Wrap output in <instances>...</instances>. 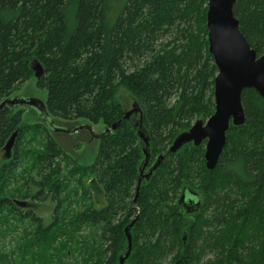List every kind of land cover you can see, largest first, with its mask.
Segmentation results:
<instances>
[{"label": "trees", "instance_id": "trees-1", "mask_svg": "<svg viewBox=\"0 0 264 264\" xmlns=\"http://www.w3.org/2000/svg\"><path fill=\"white\" fill-rule=\"evenodd\" d=\"M207 11V0H0V104L35 78L37 60L50 116L118 125L83 166L45 126L23 125L25 109L1 110L0 153L17 135L0 167V215L19 212L14 199L57 204L48 225L31 209L20 215L34 231L0 264H118L137 217L127 264H264L262 97L242 93L246 123L230 125L216 170L206 168V142L169 151L195 119L215 113ZM233 11L262 56L264 0H238ZM120 88L141 110L136 122L116 100ZM142 166L152 168L142 174ZM22 180L35 185L33 196L19 190ZM183 191L200 196L195 214L178 205ZM74 205L82 209L69 211Z\"/></svg>", "mask_w": 264, "mask_h": 264}, {"label": "water", "instance_id": "water-1", "mask_svg": "<svg viewBox=\"0 0 264 264\" xmlns=\"http://www.w3.org/2000/svg\"><path fill=\"white\" fill-rule=\"evenodd\" d=\"M207 1L209 52L218 70L214 85L215 113L206 122L197 121L189 131L181 133L169 151L176 153L189 143L198 147L206 142V168L209 171H214L218 167L226 147V134L230 129V125L240 127L246 123L242 93L247 89H254L264 100V54L258 56L240 30L239 20L233 11L238 0ZM32 69L37 80H40L45 74L43 66L37 60L33 62ZM7 106L14 108L30 107L44 113L45 120L50 118L46 105L36 99L18 100L8 98L0 104V112ZM135 106L137 105L135 104ZM139 112L141 114L139 108L133 109L126 113L125 119L128 120L133 114ZM117 126L107 128L100 139L115 130ZM58 130L70 134V130L63 128ZM76 131L75 129L72 133ZM13 144L14 137L8 141L6 149L10 151ZM190 193L194 194L193 192ZM185 199L186 194L184 191L180 202H184ZM200 205V202H198L192 210L186 208V213L197 211ZM135 221L126 228L128 248L121 255L118 264H127V260L131 256L133 240L129 231Z\"/></svg>", "mask_w": 264, "mask_h": 264}, {"label": "rangeland", "instance_id": "rangeland-1", "mask_svg": "<svg viewBox=\"0 0 264 264\" xmlns=\"http://www.w3.org/2000/svg\"><path fill=\"white\" fill-rule=\"evenodd\" d=\"M12 98L18 100L36 99L46 104L48 100V90L39 88L37 86V79L31 78V80L23 84L20 89L12 95ZM176 99V97H172L171 104H173ZM116 100L122 104V107L126 112L137 108V106H135V99L126 88H120L117 91ZM41 113L42 112H39L38 110L26 107L25 112L22 115L23 125H30L32 127L39 124L42 126L46 125L49 128L51 135L56 138V140L65 149L67 154L72 157V159L77 160L78 163L83 166H89L94 163L98 150L100 148V137L105 133L107 129L102 123L93 124L86 119L66 122L52 116H50L49 119L45 120L44 113ZM139 115L141 114L136 113L133 114L130 118L133 117L134 120L137 121L139 119ZM195 123L196 119L193 121V125ZM61 128L70 130V134H64L63 131H59L58 129ZM75 129L77 131L75 133H72ZM16 135L17 132H15L13 136V148H15L16 146ZM6 145L3 149L4 151L0 153V167L3 163H8L14 156L13 148L8 151V149H6ZM150 166H146V169L144 168V166H142V169L144 168L143 174H147L151 170L152 167ZM32 176H34L37 180L39 179V177L35 173ZM24 183V180L19 181V190H27L29 195L33 196L36 192L35 185L31 180L28 182V185L25 184L24 186ZM71 189H74V187H72ZM69 198H71L72 201L78 200L76 197H74V195L70 196ZM42 199V201L33 198L14 199L23 202L22 205L18 206L19 212L14 215L11 214L7 209H3V212L0 215V254H8L10 257H12V250L20 239V235H23V232L25 230L34 231V225L31 223V221L27 218L23 219L20 217V215L28 209L33 210L36 216L41 217L44 225H48L53 220V214L57 203L52 200V196H48V199H45V197H43ZM81 209L82 206L80 205H74L68 208L69 211H80ZM21 244L22 241L20 242V245ZM13 261V264H17L19 262V258L15 257L13 258Z\"/></svg>", "mask_w": 264, "mask_h": 264}, {"label": "flooded vegetation", "instance_id": "flooded-vegetation-1", "mask_svg": "<svg viewBox=\"0 0 264 264\" xmlns=\"http://www.w3.org/2000/svg\"><path fill=\"white\" fill-rule=\"evenodd\" d=\"M131 119H133V121L136 122L133 117L129 118L128 120H131ZM185 194H186L185 201L184 202H180V201L178 202V205H181V207L185 211H186V208L192 210L194 208L195 204L198 203V202H200V204H201V198H200V196L197 193L191 194V193L185 192ZM200 207H201V205H200ZM200 207H199V209H200ZM198 210L194 211L192 213H189V214H191V215L195 214L196 212H198Z\"/></svg>", "mask_w": 264, "mask_h": 264}, {"label": "crops", "instance_id": "crops-1", "mask_svg": "<svg viewBox=\"0 0 264 264\" xmlns=\"http://www.w3.org/2000/svg\"><path fill=\"white\" fill-rule=\"evenodd\" d=\"M34 76H35V73H34ZM36 78V77H35ZM37 79V78H36ZM39 81V80H38ZM12 98V97H11ZM47 104V103H46ZM45 104V105H46ZM20 108H23V109H26V107L24 108V107H20ZM28 108H30V107H28ZM46 108H47V105H46ZM33 109V108H32ZM47 112H48V110H47ZM126 112V111H125ZM127 113V112H126ZM50 115V114H49ZM45 127L47 128V130H49V128L45 125ZM50 131V130H49ZM50 134H51V132H50ZM65 134V133H64ZM55 138V137H54ZM56 139V138H55Z\"/></svg>", "mask_w": 264, "mask_h": 264}, {"label": "bare ground", "instance_id": "bare-ground-1", "mask_svg": "<svg viewBox=\"0 0 264 264\" xmlns=\"http://www.w3.org/2000/svg\"><path fill=\"white\" fill-rule=\"evenodd\" d=\"M135 220L138 221V220H139V217H137ZM135 220H134V221H135ZM137 221H135V223H136ZM135 223H134V224H135ZM134 224H133V225H134ZM131 228H132V227H131ZM130 230H131V229H130ZM129 233H130V231H129ZM126 234H127V237H128V233H126ZM131 236H132V235H131Z\"/></svg>", "mask_w": 264, "mask_h": 264}]
</instances>
